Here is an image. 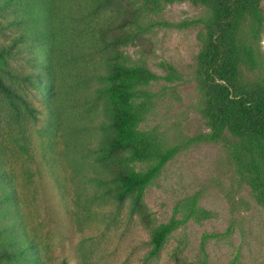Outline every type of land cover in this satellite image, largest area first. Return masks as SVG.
<instances>
[{"label": "rangeland", "instance_id": "rangeland-1", "mask_svg": "<svg viewBox=\"0 0 264 264\" xmlns=\"http://www.w3.org/2000/svg\"><path fill=\"white\" fill-rule=\"evenodd\" d=\"M60 1L72 15L91 13L83 19L62 17L60 25L67 29L56 42L68 56H76L59 72L70 84L66 95L79 103L71 108L73 120L81 126L78 138L70 141L67 130L59 129L52 139L55 152H49L43 115L37 124L27 123L28 139H21L0 93L5 168L15 184L21 225L36 242L41 264H62L63 260L69 264H264V208L251 187L240 180L229 150L203 138L210 128L202 114L203 95L195 77L203 47L199 35L209 11L189 0L156 5L144 0ZM262 8L264 15V3ZM136 21L151 27L119 50L134 62L142 58L160 77L149 87L154 96L143 105L139 129L157 143L179 148L146 189L143 210L134 206L133 197L118 201L116 185L91 180L99 166L88 149L103 142L110 105L107 95L99 92L103 85L95 76L75 85L82 74L107 72L113 52L110 41L133 28ZM96 27L108 29L107 41L90 31ZM20 28L15 26L9 35ZM244 32L249 39V28ZM5 42L8 37L0 35V44ZM254 46L258 68L246 74L264 75V22ZM29 50L23 54L45 61L52 47L34 42ZM169 65L177 72L174 80L167 79ZM31 71L41 76L44 87L48 85L41 69H34L27 60L7 57L0 62L3 81L20 94L25 93L18 88L21 83L8 72ZM33 95L37 98L34 105L42 109V95L36 90ZM50 96L48 89L46 97ZM228 138L235 140L230 134ZM145 166L140 164L137 170ZM191 210L193 216L171 234L160 254L150 256L151 231L144 215L159 225L182 219Z\"/></svg>", "mask_w": 264, "mask_h": 264}, {"label": "trees", "instance_id": "trees-1", "mask_svg": "<svg viewBox=\"0 0 264 264\" xmlns=\"http://www.w3.org/2000/svg\"><path fill=\"white\" fill-rule=\"evenodd\" d=\"M144 1L156 5L187 0ZM189 1L205 7L210 13L203 20L204 28L199 35L203 47L198 56L195 77L203 95L202 114L210 128V133L203 138L212 143H221L229 150L240 180L251 187L257 202L264 208V75L246 74V71L254 72L258 68L254 40L263 27L264 0ZM10 7H14V10ZM75 16L83 19L90 17L91 13L80 11L72 15L60 0H0V35L9 39L8 43L0 44V62L6 61L7 57L22 58L34 69L40 68L48 81L44 87L39 79L41 76H34V71L27 74L8 72L13 80L22 84L18 88L25 93L20 94L7 85L1 75L0 93L7 101L12 123L25 141L28 139L27 123L37 124L45 115L47 128L44 133L50 141L47 150L51 153L55 152L52 139L58 135L59 129L67 130L70 141L73 137L78 138L81 131L71 111L79 103L66 95L70 84L65 83L66 78L59 72L62 65L74 61L76 56H68L69 52L56 44L67 29L61 27V18ZM147 25L136 21L133 28L115 34L109 44L113 52L107 72H87L80 75L81 79L75 84L82 85L90 75L95 76L103 85L99 92L107 95L110 105L104 140L96 148L88 149L96 156L99 166L91 180L105 186L116 185L115 198L123 202L133 197V204L139 210L144 208L146 189L179 151L177 146L166 147L153 141L139 129L143 105L154 96L149 87L160 77L142 58L134 62L119 47L133 44L141 33L151 27ZM15 26H21L20 30L15 35H9ZM246 28H249V39L245 37ZM90 31L97 32L102 41H107L106 27H96ZM34 42L51 45V54L45 61H37L33 54H23L31 49ZM168 67L167 79L174 80L177 72L172 66ZM48 89H51L50 98L46 97ZM34 90L42 95V109L33 103L37 99L33 95ZM228 134L235 140H230ZM1 142L0 264H26V261L41 264L36 242L26 236L27 232L21 225L16 188L5 168L6 155ZM19 147L24 152L28 151L26 145L20 144ZM140 164L146 166L137 170ZM192 216L193 210L182 219L173 218L168 223L155 225L149 215H144V223L151 231L150 256H158L171 234ZM62 264L69 263L63 260Z\"/></svg>", "mask_w": 264, "mask_h": 264}]
</instances>
